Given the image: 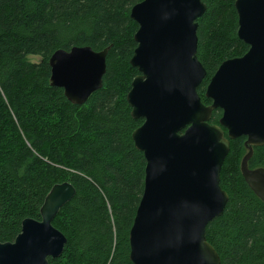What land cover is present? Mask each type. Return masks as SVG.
<instances>
[{"label":"trees","instance_id":"1","mask_svg":"<svg viewBox=\"0 0 264 264\" xmlns=\"http://www.w3.org/2000/svg\"><path fill=\"white\" fill-rule=\"evenodd\" d=\"M142 0H0V242H10L25 218L39 209L55 184L75 195L52 220L66 238L47 264H132L128 234L144 185L145 160L131 133L126 94L137 70L129 60L137 24L131 7ZM196 57L205 86L218 65L248 45L237 37L235 0H201ZM109 47L102 87L81 105L50 85L48 60L57 49ZM29 56H37L33 61ZM221 110L212 112L217 123ZM245 137L230 140L220 170L228 202L210 221L206 240L220 264H264V202L240 172ZM249 168H264V145L253 148Z\"/></svg>","mask_w":264,"mask_h":264},{"label":"water","instance_id":"2","mask_svg":"<svg viewBox=\"0 0 264 264\" xmlns=\"http://www.w3.org/2000/svg\"><path fill=\"white\" fill-rule=\"evenodd\" d=\"M237 37L248 45L239 57L220 63L205 90L206 71L196 57L201 0H142L130 9L137 24L129 60L134 76L126 100L143 122L131 137L145 160L143 192L129 229L132 264H220L206 240L207 224L228 202L220 170L230 140L245 137L241 175L264 202V168H249L254 147L264 145V0H235ZM109 47L73 46L54 51L50 85L81 105L102 87ZM221 110L217 123L212 112ZM75 195L69 182L51 187L40 220L25 218L13 241L0 242V264H47L61 255L65 236L52 225Z\"/></svg>","mask_w":264,"mask_h":264},{"label":"flooded vegetation","instance_id":"3","mask_svg":"<svg viewBox=\"0 0 264 264\" xmlns=\"http://www.w3.org/2000/svg\"><path fill=\"white\" fill-rule=\"evenodd\" d=\"M242 55H243V54H242ZM242 55H241V56H242ZM229 59H231V58H229ZM219 65H220V64H219ZM219 65H218V66H219ZM217 68H218V67H217ZM216 70H217V69H216ZM216 70H215V71H216ZM215 71H214V73H215ZM214 73H213V74H214ZM213 74H212V75H213ZM205 76H206V75H205ZM211 77H212V76H211ZM211 77H210V78H211ZM204 78H205V77H204ZM204 78H203V79H204ZM210 78H209V80H208V82H207V84H206V86H205V90H206V87H207V85H208V83H209V81H210ZM201 82H202V81H201ZM205 90H204V94H205ZM197 94H198V93H197ZM204 96H205V95H204ZM199 97H200V96H199ZM205 98H206V97H205ZM200 99H201V98H200ZM207 99H208V98H207ZM209 100H210V99H209ZM201 101H202V100H201ZM210 101H211V100H210ZM202 103H203V102H202ZM210 103H211V102H210ZM210 103H209V104H210ZM203 104H204V103H203ZM209 104H207V105H209ZM204 105H206V104H204Z\"/></svg>","mask_w":264,"mask_h":264},{"label":"rangeland","instance_id":"4","mask_svg":"<svg viewBox=\"0 0 264 264\" xmlns=\"http://www.w3.org/2000/svg\"><path fill=\"white\" fill-rule=\"evenodd\" d=\"M29 59L30 60H33V61H37L38 60V57L37 56H29Z\"/></svg>","mask_w":264,"mask_h":264}]
</instances>
